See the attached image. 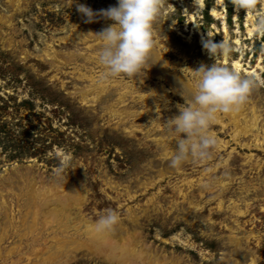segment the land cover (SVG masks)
<instances>
[{
    "label": "rangeland",
    "instance_id": "obj_1",
    "mask_svg": "<svg viewBox=\"0 0 264 264\" xmlns=\"http://www.w3.org/2000/svg\"><path fill=\"white\" fill-rule=\"evenodd\" d=\"M203 2L196 9L195 0H161L144 66L133 76H109L96 59L95 32L113 21L97 15L85 22L76 3L97 11L117 0H0V264L55 256L46 247L56 249L68 231L38 224L27 244L22 223L38 219H28L22 204L75 186L84 197L59 220L69 237L111 207L120 215L113 235L130 240L135 264H264V37L246 28L264 14V0L248 10L236 0ZM212 8L226 16L232 45L217 62L256 74L242 107L257 117L251 129L242 118L235 135L234 119L219 113L209 156L173 169L174 133L164 121L178 114L181 84L190 95L193 69L215 61L202 44L208 31L214 42L226 37ZM58 206L43 208L45 223ZM17 240L19 253L6 249ZM73 254L68 264H112L84 248Z\"/></svg>",
    "mask_w": 264,
    "mask_h": 264
},
{
    "label": "clouds",
    "instance_id": "obj_2",
    "mask_svg": "<svg viewBox=\"0 0 264 264\" xmlns=\"http://www.w3.org/2000/svg\"><path fill=\"white\" fill-rule=\"evenodd\" d=\"M236 6L252 9L256 6V0H236ZM160 8L161 0H117L116 5L97 11L83 3H76V10L83 14L85 22L92 21L97 15L113 21L95 32L101 41L96 59L105 69L102 75L133 76L139 73L154 46L153 22ZM253 31L257 39L264 37V14L255 20ZM207 35L211 37L213 33L208 31ZM202 44L215 57V61L193 69L194 83L190 95L184 94L181 84L183 103L176 105L178 114L164 121L165 127L174 133L175 146L167 158L169 167L173 169L188 160L206 159L217 144L216 136L211 131L217 115L238 111L257 85L255 73L242 75L234 67L217 62L218 55H227L232 51L228 38L223 37L219 42L204 39ZM260 50L264 53V40ZM57 158L61 164H66L68 159L59 153ZM119 220L120 215L116 210L105 208L93 218L87 229L110 248L114 256H120L125 251L113 235Z\"/></svg>",
    "mask_w": 264,
    "mask_h": 264
},
{
    "label": "bare ground",
    "instance_id": "obj_3",
    "mask_svg": "<svg viewBox=\"0 0 264 264\" xmlns=\"http://www.w3.org/2000/svg\"><path fill=\"white\" fill-rule=\"evenodd\" d=\"M218 1L220 2L222 0H218ZM195 5H196V9H201L204 7V2H203V0H198V3H195ZM211 14L216 18L222 19L223 29L226 31L225 36L227 38L228 30H227V25H226V21H225L226 16L224 15L223 12H218L214 8L211 9ZM247 21H249V20H247ZM251 25H253L252 22H251V24L246 22L247 32H249V33H252V31H253L254 25L253 26H251ZM209 38L212 39L213 35ZM200 39L202 40V37ZM236 41L238 42L237 38H236ZM205 51L208 52V50H206V49H205ZM225 59H226V55H224V60ZM239 61L240 60L237 59L233 63L236 68L241 66ZM259 63H260V61L258 62V65H260ZM104 85L105 84H102V86H104ZM226 115H229L236 122L237 127H236V131L234 133L235 135H239L242 131V128L240 127V123H239L242 118H244V127H248L249 129H251L250 124L251 123L254 124L256 117H257V115L255 113H250V112L245 111V108L242 106L239 108L238 111L231 113V114H226ZM78 178H80V177H78ZM28 191H29V188L26 187V193L25 194H27ZM83 193L84 192L82 190V187L78 188V186H75L73 190L72 189L66 190L65 192L63 191L58 195L48 194V195H45L43 197L42 196L40 197L39 193H37V191H35L34 197H36V198L40 197L38 199V202H37V199H29V198L24 199L25 201L22 204L23 209L21 210L23 212V214L26 215L27 218L30 220H31V217H33V215H35V218L38 219L37 223L33 222L32 220L30 223H27V222L22 223V225H27L26 230L23 233L25 235V239L27 241V244H29L30 242L33 241V240H30L31 236H34L35 238L38 236L39 228L41 230L42 224H43V228H48L49 226L51 228L63 227L65 231L69 232L70 227L65 226L68 224L60 225L59 220H61V219L64 220V218H65V221L68 220V217L71 214L72 202H74V200H79V203H80L81 199L84 197ZM58 202H59L60 206H58L57 209H52L49 213L50 223H45L46 219H44V221H43V217L40 216L41 214L46 213L43 210V208L44 209L48 208L47 207L48 205H51L53 203H58ZM76 202L78 203V201H76ZM38 204L43 205V208L40 207ZM89 223L84 225L83 228H81L82 225L78 223L77 227H76V231L74 232L76 234V236L73 235V236L69 237L70 234L68 232H66V233L62 234L61 237H58L57 241H59L60 244L57 246L56 249L53 248L52 250H49V247H46V250L49 251L50 255L55 253V256L44 258L42 264H45V263H54V264L58 263L59 264V259H62L61 264H68V261L71 260V258L73 259V257H74L73 251L80 249V248H84L86 250V252H88V253L95 254L98 257H102L103 259H106L109 263H112V264H118V263L119 264L120 263L135 264L133 258H132V260L130 258V257H132V250H128L130 240H128V239H121V240L117 239L122 244L125 251H124V254H122L120 256H114L112 254L110 248L106 247L103 243H101V241L99 239L94 237L87 230ZM19 224H21V223H19ZM38 224H41V225L38 226ZM55 225H56V227H55ZM15 228H16V230L13 231V233H11V234H15L18 232L19 226L17 225V227H15ZM29 233H30V235H29ZM80 233L83 236H79L78 234H80ZM55 236H57V234H55ZM114 238L116 239L115 236H114ZM16 242H17V244L15 245V247H11V248L7 247L6 249L13 250V253L14 252L19 253V250L15 249V248H18L20 242L18 240ZM75 243H77V244H75ZM79 244L81 245V247L78 246ZM66 250L68 253H66L64 255V251H66ZM62 254L64 257L61 256ZM139 258L142 259L144 257H143V255H140ZM2 264H4V263H2Z\"/></svg>",
    "mask_w": 264,
    "mask_h": 264
}]
</instances>
